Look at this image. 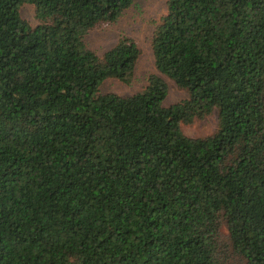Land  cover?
Masks as SVG:
<instances>
[{"label": "trees", "instance_id": "16d2710c", "mask_svg": "<svg viewBox=\"0 0 264 264\" xmlns=\"http://www.w3.org/2000/svg\"><path fill=\"white\" fill-rule=\"evenodd\" d=\"M135 0H0V264H264V0H167L158 73L85 37ZM32 4V26L21 7ZM167 76L188 97L165 106ZM218 111V130L181 127Z\"/></svg>", "mask_w": 264, "mask_h": 264}, {"label": "rangeland", "instance_id": "374dc122", "mask_svg": "<svg viewBox=\"0 0 264 264\" xmlns=\"http://www.w3.org/2000/svg\"><path fill=\"white\" fill-rule=\"evenodd\" d=\"M166 12L167 0H135L117 21L100 24L86 35L85 40L88 46L100 57H103L104 53L111 49L123 35L133 38L141 49V55L132 75L127 80L107 77L100 86L102 93L116 92L130 96L143 90L148 85V79L152 74H160L155 65L152 37ZM21 15L32 26L39 24L34 5L24 4L21 7ZM162 76L169 86L165 106L180 103L188 97L186 89L178 86L169 77ZM181 127L190 137L213 135L219 127L218 111L204 118H196L191 123L183 122ZM220 244V256L224 258L225 264H244L232 248L229 230L224 220L221 225Z\"/></svg>", "mask_w": 264, "mask_h": 264}]
</instances>
